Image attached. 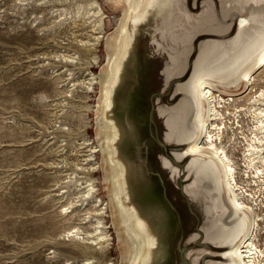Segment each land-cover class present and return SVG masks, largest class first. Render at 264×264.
Masks as SVG:
<instances>
[{"label": "rangeland", "instance_id": "374dc122", "mask_svg": "<svg viewBox=\"0 0 264 264\" xmlns=\"http://www.w3.org/2000/svg\"><path fill=\"white\" fill-rule=\"evenodd\" d=\"M249 3L156 2L152 20L138 30L133 60L116 93L115 116L123 129L113 143L100 126L109 117L98 102L100 86L90 79L109 70L107 59L114 52L107 39L127 37L132 27L128 2L0 0V264H145L146 232L158 237L161 231L150 221L152 209L146 210L144 229L132 217L139 247L122 222L125 215L114 194L119 180L99 150L106 144L130 162L135 202L144 210L163 206L167 264L220 261L222 247L205 237V229L227 227L219 219L222 192L182 153L189 142L178 138L186 134L189 98L179 85L202 50L215 54V44L236 35L239 18L264 24V9L249 8ZM245 68L221 79L239 76ZM256 76L253 91L241 85L220 88L223 99H237L227 108L221 104L226 124L221 142L254 211V242L264 250V175L257 176L244 159L254 122L243 108L264 87V72ZM129 204L124 201L125 208Z\"/></svg>", "mask_w": 264, "mask_h": 264}, {"label": "bare ground", "instance_id": "6f19581e", "mask_svg": "<svg viewBox=\"0 0 264 264\" xmlns=\"http://www.w3.org/2000/svg\"><path fill=\"white\" fill-rule=\"evenodd\" d=\"M157 1L126 0L129 5L127 15L132 22V27L127 32V37L125 35L118 41H114L111 38L107 39L108 49L114 52L113 56H108L107 59L109 70L104 71V69V72L102 71L100 75L97 77L92 76L90 79L91 85L98 84L100 86V101L98 102H102L103 108L101 110L103 111L104 109L105 114L109 113L108 118L104 117L106 118V124L100 125L105 130L107 142L114 143L121 138V129L123 128L115 116V110L117 109L116 93L119 85L126 79L128 67L133 60V49L138 40V30L152 20ZM248 7L254 10H263L264 0H260L259 2L250 0ZM96 9L97 14L101 13L99 7L96 6ZM123 13L126 16V10ZM207 14L209 15L210 11H207ZM97 23L98 30H102L101 21L99 20ZM235 25L236 35H233L225 44H215V54H212L211 51L206 53L204 52L205 50H202L193 62L187 81L179 85V90H183L189 98V103L185 104L188 112L186 134L184 133L178 138V140L185 138V141L189 142L182 153L185 156L191 157L190 165L192 167H195V165L199 166L201 174L211 180L214 189L222 193L225 191L228 198L226 199L224 194L220 193L221 196L218 200L221 209L219 219L227 227L214 224L212 227L205 229V237L222 247L221 253L218 254L220 261L214 264H247L246 262L250 258H253L255 252L253 233L256 218L254 220V211L252 206L245 202L244 194L236 182L234 159L229 154L230 152L227 151L226 145L224 146L221 142L224 132L223 127L226 125H224L225 112L223 114L220 110L223 107L221 104L223 103L224 107L227 108L231 103L236 102L237 99L233 98L236 95H229L228 99H223L221 94L225 93V91H222L220 88L236 87L238 89L241 85L244 88L246 87L247 90L250 88L253 91L256 85V74L264 72V24L258 25L255 21L239 18ZM122 31H125L126 34V28H121L120 32ZM239 34H241L240 40ZM99 39L100 37H97L95 41L99 42ZM237 40H239L238 46L235 45ZM230 52L232 53L231 57L226 60L222 58ZM245 65V70L239 76H235L227 81L221 79L223 75L239 72ZM200 73L202 74L198 76ZM130 103L131 101H129ZM99 105H97V108ZM246 106V108H243V112L249 114L254 123L253 128H251L252 138L245 151L246 154L244 153V159L247 161V165L255 170L256 175H264V87L263 89L254 91ZM177 120H180V117ZM172 123L170 122L169 124ZM170 128H172V125H170ZM174 129L176 130V128ZM196 131L199 132L198 135H196ZM106 145L101 146L99 150L104 155L103 163L109 167L110 173L119 180L116 184L118 185V189L114 194L119 196L118 205L125 215L122 222L126 223L130 233L135 234L132 217L135 219L134 225L144 229V218L145 216L149 217L146 210L152 209L153 216L150 218V221L153 226L160 228L161 234L155 237L146 232V244L149 248V254L146 257L145 264H154V261L157 264H167L168 254L166 246L162 242L163 232L165 231L163 228L165 221L163 206H159L158 204L157 206L155 205L156 207L151 206L148 207L149 209L144 210L140 204L135 202L132 182L129 177L131 170L130 162L120 159L117 147L111 148ZM205 156L208 158L205 159ZM121 192L124 198L120 197ZM193 197L196 199V194H193ZM125 200L131 203L129 204L130 207L125 208ZM239 213L242 215L239 216ZM229 218H231L230 221H228ZM232 219H234L233 222ZM241 235H243V238ZM134 236L138 238L136 234ZM239 237H241V240L237 244H234ZM140 245L139 239L138 246L140 247Z\"/></svg>", "mask_w": 264, "mask_h": 264}, {"label": "built area", "instance_id": "2783aa9c", "mask_svg": "<svg viewBox=\"0 0 264 264\" xmlns=\"http://www.w3.org/2000/svg\"><path fill=\"white\" fill-rule=\"evenodd\" d=\"M255 236L253 235V244L255 245V253L253 255V258H250L249 261H247V264H264V250L258 249V246H256L254 242Z\"/></svg>", "mask_w": 264, "mask_h": 264}, {"label": "crops", "instance_id": "0c3cea01", "mask_svg": "<svg viewBox=\"0 0 264 264\" xmlns=\"http://www.w3.org/2000/svg\"><path fill=\"white\" fill-rule=\"evenodd\" d=\"M133 51H134V49H133Z\"/></svg>", "mask_w": 264, "mask_h": 264}]
</instances>
